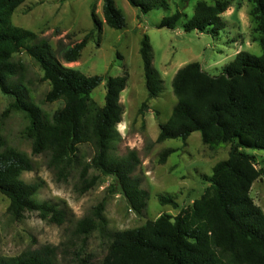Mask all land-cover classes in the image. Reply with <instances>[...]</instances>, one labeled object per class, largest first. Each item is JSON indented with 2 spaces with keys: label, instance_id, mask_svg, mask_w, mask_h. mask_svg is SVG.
<instances>
[{
  "label": "trees",
  "instance_id": "16d2710c",
  "mask_svg": "<svg viewBox=\"0 0 264 264\" xmlns=\"http://www.w3.org/2000/svg\"><path fill=\"white\" fill-rule=\"evenodd\" d=\"M24 1L0 0V92L12 99L4 115L10 109L25 115L28 124L24 134L31 141L32 154H47L49 166L60 177L65 176L77 158L78 146L91 145L93 167L111 179L112 192L120 193L135 214H142L148 195L140 188L139 180L132 177L137 164L135 157L126 160L112 155L113 146L120 140L116 129L123 113L119 97L128 74L105 78L104 105L99 106L90 94L104 77L86 76L64 67L54 58L48 43L12 24L13 12ZM250 1L261 55L239 52L218 76H210L197 62L180 68L171 82L176 104L167 121L159 124L156 138L158 143L167 139L185 142L192 133L199 132L202 144L209 149L229 145L227 159L213 166L211 175L204 177L208 186L202 195L175 217L162 214L137 228L109 232L102 264H264V213L249 196L252 184L263 170L257 167L252 155L242 151L264 152V0ZM128 2L141 14L156 4L154 0ZM228 7L227 0H213L211 4L199 1L184 29L217 32L224 28L221 14ZM102 15L106 26L112 29L121 30L125 26L114 0H102ZM91 17L100 32L101 21L94 12ZM181 17L176 11L163 18L158 28L172 30ZM89 38L87 34L73 46H63L62 60L77 61ZM19 51L34 60L42 71V80L48 82L46 101L62 103L53 114L43 112L28 96L22 82V66L13 59ZM139 55L148 99H152L160 93L161 83L152 67L151 47L145 35ZM174 151L164 150L160 163ZM31 170L32 163L25 154L11 147L0 150V193L9 200L8 214L17 221L26 213L38 212L43 218L52 216L60 223L62 214L54 205L37 201L38 186L21 179L24 172ZM84 173L86 169L82 179ZM93 184L94 179L85 181L84 190ZM159 202L173 208L178 206L169 197H159ZM103 210L104 203H99L92 217L78 222V230L86 233L104 228ZM52 252L49 247L25 251L16 257L0 258V264H52L48 256Z\"/></svg>",
  "mask_w": 264,
  "mask_h": 264
},
{
  "label": "rangeland",
  "instance_id": "374dc122",
  "mask_svg": "<svg viewBox=\"0 0 264 264\" xmlns=\"http://www.w3.org/2000/svg\"><path fill=\"white\" fill-rule=\"evenodd\" d=\"M154 1L155 8L141 14L128 0H114L125 21L121 30L104 23L102 0H25L13 12L12 24L33 32L37 40L48 43L54 58L64 67L86 76L104 77L90 94L99 106L104 105L105 78L128 74L126 87L119 97L123 113L116 129L120 140L113 146L112 155L126 160L135 157L137 164L132 177L139 180L148 198L142 214H135L120 193L110 190L111 179L93 167L94 149L89 144L78 146L77 158L65 176H58L49 166L47 154H32L31 141L24 134L28 124L25 115L13 109L4 115L12 99L0 92V150L11 147L30 159L32 170L24 172L21 179L38 186V202L54 205L62 214L60 223L52 216L43 218L38 212H29L23 219L13 220L7 212L9 200L0 193V258L49 247L53 248L52 254L48 253L52 264H85V261L102 264L109 232L137 228L162 214L175 217L202 195L208 186L204 177L211 175L213 166L227 159L229 145L209 149L202 144L199 132L192 133L185 142L167 139L158 143L156 138L159 124L167 121L176 104L171 82L180 68L197 62L210 76H218L239 52L261 55L251 17L252 3L250 0H227L229 7L221 14L224 28L198 33L186 31L184 26L192 18L197 2L211 4L213 0ZM176 11L182 17L174 29L158 28L163 18ZM92 12L102 23L100 32L93 25ZM87 34H90L89 41L77 61L65 63L61 48L73 46ZM144 35L151 47L152 67L161 83L160 93L152 99H148L139 55ZM13 59L22 66V82L32 102L50 115L61 108L60 101H46L50 87L42 80V71L34 60L24 51L16 53ZM169 148L174 149V153L160 163L162 152ZM242 151L252 155L257 167L263 170L261 177L252 184L249 196L264 213V152ZM84 169L85 179H82ZM92 179L94 184L84 190V182ZM159 197L173 198L177 208L162 205ZM99 203H104L105 227L86 233L78 230V222L92 217Z\"/></svg>",
  "mask_w": 264,
  "mask_h": 264
}]
</instances>
